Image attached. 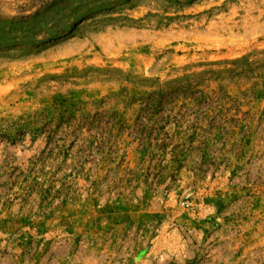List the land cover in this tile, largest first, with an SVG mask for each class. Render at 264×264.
I'll list each match as a JSON object with an SVG mask.
<instances>
[{
	"label": "rangeland",
	"instance_id": "rangeland-1",
	"mask_svg": "<svg viewBox=\"0 0 264 264\" xmlns=\"http://www.w3.org/2000/svg\"><path fill=\"white\" fill-rule=\"evenodd\" d=\"M0 264H264V0H0Z\"/></svg>",
	"mask_w": 264,
	"mask_h": 264
}]
</instances>
